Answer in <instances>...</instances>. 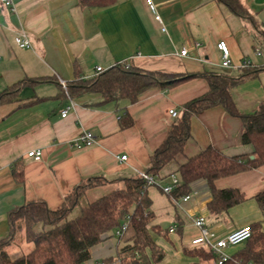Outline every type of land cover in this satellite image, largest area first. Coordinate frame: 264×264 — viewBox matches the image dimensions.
<instances>
[{
  "label": "crops",
  "instance_id": "0c3cea01",
  "mask_svg": "<svg viewBox=\"0 0 264 264\" xmlns=\"http://www.w3.org/2000/svg\"><path fill=\"white\" fill-rule=\"evenodd\" d=\"M163 25L154 19L145 0H115L108 6H84L79 0H0V94L22 84L10 99L0 101V240L9 234L8 212L30 201L59 208L65 196L82 180L104 177L107 182L86 191L80 202L89 203L124 186L123 178L139 175L151 165V156L167 138L174 122L169 110L206 92L202 77L169 90L150 89L136 103L100 104L101 96L85 93L70 97L62 90L77 78L92 77L96 67L109 69L128 63L171 73L236 74L244 58L264 68V44L259 28L241 19L217 0H154ZM264 29V0H241ZM24 32L31 47L22 48L15 36ZM226 41L233 68L221 65L219 41ZM187 49L186 56L181 51ZM260 49L261 55L255 50ZM232 99L242 114L255 112L264 102V69L234 86ZM67 109V115L62 112ZM127 111L132 125L122 127ZM95 141L80 148L72 143L84 131ZM242 120L221 106L206 109L191 119V136L184 151L160 172L148 187L155 215L152 225L168 230L152 232L165 252L161 264H197L191 240L199 235L193 219L203 215L219 236L261 223L264 213L255 196L264 191V164L219 178L217 189H238L245 200L218 215L208 210L212 193L207 181L191 184V199L184 202L162 187L188 158L213 146L226 155H249L252 146L241 141ZM42 150V159L27 156ZM127 155L121 161L118 157ZM22 171L20 181L16 172ZM175 227L174 231H170ZM123 238L109 237L92 248L84 264L116 259ZM169 243H167V242ZM246 243V242H245ZM245 243L227 249L230 255ZM17 254L19 251H16ZM159 264V263H158Z\"/></svg>",
  "mask_w": 264,
  "mask_h": 264
},
{
  "label": "trees",
  "instance_id": "16d2710c",
  "mask_svg": "<svg viewBox=\"0 0 264 264\" xmlns=\"http://www.w3.org/2000/svg\"><path fill=\"white\" fill-rule=\"evenodd\" d=\"M217 1L241 19L254 23L253 16L241 0ZM114 2L79 0L84 6H108ZM259 33L264 44V29L259 28ZM263 69L251 64L238 68L236 74H187L144 70L118 63L92 77H82L77 73V78L67 84V91L62 90L70 97L85 93L98 94L102 98L100 104L119 101L132 104L150 89L169 90L195 77L204 78L209 89L182 105L181 114L172 123L167 138L152 154L151 165L145 172L157 180L162 169L183 153L191 136L192 117L212 107H223L228 114L242 120L244 130L241 141L252 146V153L229 156L208 146L188 158L172 173L179 177L181 183L170 194L175 198L190 194L191 184L203 179L207 181L212 193L208 210L218 215L241 203L245 197L238 189H217L215 181L264 164V102L255 112L242 114L230 93L234 86L256 77ZM22 84L13 86L10 93L0 94V101L13 97ZM132 123L130 115L125 111L122 127H129ZM16 175L21 181L22 171L16 172ZM106 182V178L99 176L82 180L65 196L57 209H50L44 201H30L12 208L7 214L9 234L0 240V264H84L90 260L92 248L111 237V233L114 234L126 216H130L129 229L132 235L118 248V264H156L162 261L165 252L155 242L152 232L165 235L168 230L152 225L155 215L148 195L150 185L141 175L123 178L122 188H116L87 203L81 207L78 215L68 217L88 189ZM255 198L264 213V191ZM251 227L252 236L244 247L222 264H264V228L261 223ZM23 241L31 244V248L20 256H12L11 248L20 246ZM184 252L199 257L197 264H219L215 262L216 256L203 248L185 249Z\"/></svg>",
  "mask_w": 264,
  "mask_h": 264
},
{
  "label": "built area",
  "instance_id": "2783aa9c",
  "mask_svg": "<svg viewBox=\"0 0 264 264\" xmlns=\"http://www.w3.org/2000/svg\"><path fill=\"white\" fill-rule=\"evenodd\" d=\"M6 6L12 5L13 0H2ZM146 5L149 10L152 12L154 19L162 24V29L166 28L163 25V19L161 13L159 12L158 5L154 0H145ZM15 42L19 47L28 48L31 47V42L28 39L27 35L22 32L15 36ZM218 49L222 53V61L221 65L225 68L232 69V63L230 58V50L226 43V41H219L217 43ZM188 54V50L184 49L181 51V55L186 56ZM256 55H261L260 49L255 50ZM126 66H129L128 63H125ZM251 59L244 58L241 61V65L239 68H243L251 65ZM106 69L102 67H96L94 76L104 72ZM60 83L65 91H67V84L65 81L60 80ZM169 114L176 118L179 114V111L176 108H172L169 110ZM67 115V109L62 112V116L65 117ZM95 141V136L90 131L84 130L79 137L72 143V146L80 148L82 146L90 145ZM28 157L33 158L36 161L42 159V150L41 149H33L27 153ZM121 161L127 159V155H121L118 157ZM141 175L146 181L148 185H153L157 183V180L154 179L151 175L147 174L145 171L140 172ZM171 182L168 185L162 187L164 193L171 194L175 187L179 186L181 181L176 174H171L170 176ZM191 199V194H187L182 197L184 202L189 201ZM194 225L199 229V235L195 236L191 240V246L193 248H203L208 252L213 253L215 257V262L222 264L223 262L228 261L231 258V255L227 252V249L239 245L241 243H245L252 236V227L251 224H246L234 229L232 232L225 236H219L207 223V219L203 215H199L194 217L193 219ZM130 216H126L121 224L114 230V235L118 238H122L126 232L130 229ZM175 227H171L170 231H174ZM118 259H113V261L108 262L106 259H101L98 264H118Z\"/></svg>",
  "mask_w": 264,
  "mask_h": 264
},
{
  "label": "rangeland",
  "instance_id": "374dc122",
  "mask_svg": "<svg viewBox=\"0 0 264 264\" xmlns=\"http://www.w3.org/2000/svg\"><path fill=\"white\" fill-rule=\"evenodd\" d=\"M252 21L254 22V24H256V26L258 28H260L259 22L254 17H252ZM136 67H138V66H136ZM141 69H144V68H141ZM144 70H148V69H144ZM151 71H156V70H151ZM179 115H180V113L178 114V116ZM84 205H86V203L79 201L78 206L75 207V209L68 215V217L70 218V217H75L76 215H78L81 207ZM131 235H132V230L130 229L128 232H126V234L122 238L124 241H126L127 239H129L131 237ZM111 237L115 241L118 239V237H116L113 233H111ZM124 241H122V242H124ZM167 243H169V242H167ZM30 248H31V244H28L27 242L23 241V243L20 244V246H18V247L14 246L11 248V254H12V256L17 257L23 253H26ZM16 251H19L18 254ZM160 262L162 263V261H160ZM160 262H159V264H161ZM156 264H158V263H156Z\"/></svg>",
  "mask_w": 264,
  "mask_h": 264
}]
</instances>
